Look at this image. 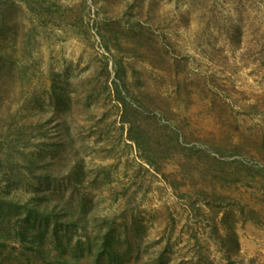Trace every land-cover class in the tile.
<instances>
[{"label": "rangeland", "instance_id": "obj_1", "mask_svg": "<svg viewBox=\"0 0 264 264\" xmlns=\"http://www.w3.org/2000/svg\"><path fill=\"white\" fill-rule=\"evenodd\" d=\"M0 264H264V0H0Z\"/></svg>", "mask_w": 264, "mask_h": 264}]
</instances>
